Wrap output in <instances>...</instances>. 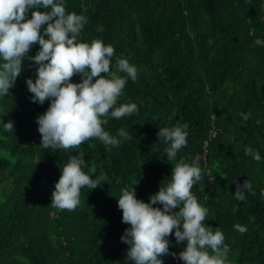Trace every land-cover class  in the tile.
<instances>
[{"label":"trees","instance_id":"1","mask_svg":"<svg viewBox=\"0 0 264 264\" xmlns=\"http://www.w3.org/2000/svg\"><path fill=\"white\" fill-rule=\"evenodd\" d=\"M63 2L66 12L87 17L78 41L111 44L112 70L117 57L137 68V79L127 80L117 100V106L135 103L137 112L120 119L109 113L102 125L112 136L125 129L132 138L119 147L91 138L79 148H43L37 117L51 100L33 102L26 84L37 75L30 57L40 46L33 44L14 86L0 96V264H134L121 240L130 225L122 222L118 198L133 186L136 197L149 202L181 159L197 161L202 170L191 192L208 210L205 226L224 234L228 264H264V1ZM241 113L251 118L244 121ZM8 121L13 132L3 128ZM185 123L187 146L169 161V145L157 133ZM246 147L261 159L246 155ZM81 154L86 174L108 179L95 189L82 187L74 211L58 210L51 205L55 183ZM245 180L252 192L238 201L234 192ZM236 224L247 231L241 234ZM167 239L177 256H160L162 264H183L178 253L186 242L178 244L174 232Z\"/></svg>","mask_w":264,"mask_h":264},{"label":"clouds","instance_id":"2","mask_svg":"<svg viewBox=\"0 0 264 264\" xmlns=\"http://www.w3.org/2000/svg\"><path fill=\"white\" fill-rule=\"evenodd\" d=\"M38 8L45 11L36 10ZM30 9L31 18H27ZM86 23V16L66 12L63 0H0V96L7 95L14 86L22 59L30 47L38 43V52L30 57L38 65L36 79L33 82L28 78L26 84L33 94V102L43 104L46 99L51 100L48 109L37 117L40 144L46 149L79 148L91 138L99 139L106 146L119 147L122 140L132 138L125 129L118 130L119 138L112 136L102 125L108 123L109 113L112 118L120 119L137 112L135 103L117 106V100L127 80L137 79L138 70L123 57L116 58L115 70H112L115 49L111 44L105 45L100 40L90 44L78 41ZM44 25L45 35H41ZM77 74L81 81L74 83L71 78ZM241 118L247 121L251 113H241ZM187 127L185 123L159 129L158 137L169 145L165 148L167 160H174L178 151L187 146ZM3 128L13 132V122H4ZM245 154L252 155L256 161L261 159L251 148L246 147ZM83 166L86 162L82 154L71 157L63 166L51 193L52 207L74 211L80 204L82 187L91 190L107 181L103 173L93 179L82 170ZM171 176V181L165 187L160 186L147 203L136 197L133 186L122 190L118 207L122 211V222L130 225L121 236L129 246L127 259L134 264H162L160 256L176 257V253H169L167 239L174 232L178 244L186 242L178 253L183 264H228L230 249L224 243V234L205 226L208 210L191 192L202 178L198 162L189 164L181 159ZM245 191L252 192L248 180L237 184L235 198L244 201ZM261 194L264 195V191ZM157 203L162 209L153 206ZM234 228L241 234L247 231L240 224Z\"/></svg>","mask_w":264,"mask_h":264},{"label":"built area","instance_id":"3","mask_svg":"<svg viewBox=\"0 0 264 264\" xmlns=\"http://www.w3.org/2000/svg\"><path fill=\"white\" fill-rule=\"evenodd\" d=\"M250 33L252 34V31H251ZM256 43H257V44H260L258 40H256ZM215 133H216V131H215V130H212V136H214ZM206 144H207V143H205V146H206Z\"/></svg>","mask_w":264,"mask_h":264},{"label":"crops","instance_id":"4","mask_svg":"<svg viewBox=\"0 0 264 264\" xmlns=\"http://www.w3.org/2000/svg\"><path fill=\"white\" fill-rule=\"evenodd\" d=\"M263 1H264V0H263ZM251 31H252V30H251ZM251 31H250V32H251ZM252 32H253V31H252ZM255 43H256V41H255ZM256 45H259V44L256 43Z\"/></svg>","mask_w":264,"mask_h":264},{"label":"rangeland","instance_id":"5","mask_svg":"<svg viewBox=\"0 0 264 264\" xmlns=\"http://www.w3.org/2000/svg\"><path fill=\"white\" fill-rule=\"evenodd\" d=\"M31 64H29V66H30Z\"/></svg>","mask_w":264,"mask_h":264}]
</instances>
